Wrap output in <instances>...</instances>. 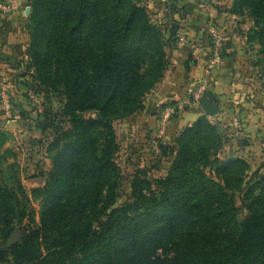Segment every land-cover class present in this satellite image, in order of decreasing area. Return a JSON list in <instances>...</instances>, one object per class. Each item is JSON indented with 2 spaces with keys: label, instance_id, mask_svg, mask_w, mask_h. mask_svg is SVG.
Masks as SVG:
<instances>
[{
  "label": "rangeland",
  "instance_id": "1",
  "mask_svg": "<svg viewBox=\"0 0 264 264\" xmlns=\"http://www.w3.org/2000/svg\"><path fill=\"white\" fill-rule=\"evenodd\" d=\"M175 1L133 0L153 28L166 68L169 55L183 48L177 46L183 34L173 18ZM194 1L203 5L212 31H223L230 44L221 63L239 76L243 105L218 103L220 119L203 116L195 129L163 130L170 121L150 120L149 97L164 76L136 104L118 103L129 85L125 60L137 65L142 57L129 46L122 53L118 33L112 34L128 17L124 5L0 0V17L20 10L26 36L0 80V264H109L111 255L127 264L137 244L113 250L125 245L123 226L133 223L128 227L136 234L150 235L165 220L164 210H173L179 235L189 238L193 218L181 220L199 217L196 208L206 207L204 217L224 212L223 225L238 235L246 217L263 208L264 0ZM154 44L147 53L155 52ZM116 75L122 87L114 93ZM26 90L31 111H14L16 96ZM176 195V208L169 201L159 209L166 196ZM211 197L226 203L209 210ZM189 206L196 208L187 211ZM142 214L151 218L138 220ZM198 240L183 246L194 248ZM157 256H165V248Z\"/></svg>",
  "mask_w": 264,
  "mask_h": 264
},
{
  "label": "trees",
  "instance_id": "2",
  "mask_svg": "<svg viewBox=\"0 0 264 264\" xmlns=\"http://www.w3.org/2000/svg\"><path fill=\"white\" fill-rule=\"evenodd\" d=\"M117 6L124 5L128 9V17L123 20V24L120 29L112 32V34H117L115 40L119 39L118 45L120 46L122 53H129V47L132 49L136 48L135 56L138 53H142L140 61L137 62V65H133V58L130 60L128 57L125 60L129 73V80H127L125 87V93L119 95L118 103L122 104V101L129 102L130 104H136L140 97L141 93H145L148 90L150 91L157 82H159L164 76L165 72V62L161 59V50L158 55V48L160 49L159 42L158 46L155 45L156 41L154 38L153 28L149 24L147 16L144 19V10L140 7V4L126 1V0H116ZM116 7V6H115ZM136 33V34H135ZM154 44L156 49L155 52L147 53L148 45ZM134 57L133 52L131 53ZM108 65L104 68V73L108 69ZM121 77L116 75V78L111 84L110 92H118L119 87H122L120 83ZM109 88L105 86L104 89ZM108 93V92H107ZM126 114L128 112L126 111ZM204 117L199 118L194 122L190 127H185V130H189L194 126V129L200 123H204ZM215 186L217 189H221L216 184H211L205 182L203 186ZM1 197H3L1 195ZM213 200L208 198L209 210L220 209L222 204L226 203V200L220 201V199ZM172 201V207H177L179 201L178 195L176 196H166L165 200L158 204L160 210H164L167 202ZM263 208L257 209L252 215L246 217L243 222V227L241 233L237 235L233 230L228 229L223 224H225L228 217H224V212L213 213L208 217H204L202 211L204 207H191L189 206L187 211H194L195 208L199 214L195 217L190 216L189 218H183L182 224H187L193 218V234H189V238L179 235V229L182 227L176 228V216L171 215L173 210L166 211L164 216L163 223H160L157 226V229L152 231L151 238L150 235L136 234V229L133 227H128L133 225V223L121 227V233L125 236L126 242L124 248L122 246H117L114 249H126L129 245L137 244L135 252L131 255H127L128 263L127 264H136L138 260L141 259L145 261V264H264V197ZM155 202V200H154ZM59 207V206H58ZM151 214H142L137 219H150ZM9 219L4 220V227L9 228ZM207 223L206 228L204 224ZM211 224V226H210ZM11 229H8V233ZM120 231V229H119ZM191 226L187 228L186 232H192ZM178 234L177 237H173L175 234ZM73 234L72 238L77 236ZM136 234V235H135ZM144 234V233H143ZM201 236V238H200ZM129 237V238H128ZM195 239H200L197 241L194 248L185 249L183 246L184 241L193 242ZM116 240V238H115ZM113 240V244L115 243ZM153 245L154 251L146 253V246ZM169 246L167 249L166 247ZM165 248V256L159 258L157 256V249ZM188 250V251H187ZM189 250H191L189 252ZM156 251V252H155ZM188 252V253H187ZM198 253V257L196 256ZM154 254V255H153ZM195 254V255H194ZM156 255V256H155ZM194 255V256H193ZM111 261V263H110ZM109 264H118V261H113L112 255L107 258ZM140 262V263H141Z\"/></svg>",
  "mask_w": 264,
  "mask_h": 264
},
{
  "label": "crops",
  "instance_id": "3",
  "mask_svg": "<svg viewBox=\"0 0 264 264\" xmlns=\"http://www.w3.org/2000/svg\"><path fill=\"white\" fill-rule=\"evenodd\" d=\"M175 3L178 10L173 14V18L179 22L178 31L183 34L186 43L183 48L175 50L173 55H169L164 77L149 97L150 120L158 124H164V120L170 121L168 122L169 127H164L163 130L165 128L179 130L190 127L203 116L207 118L198 101L193 99L192 95L202 80L203 70L208 59L209 32L212 29L209 26L207 12L202 10L201 2L176 0ZM19 11L14 10L0 17V80L3 78L2 76L8 75L9 65L16 58L17 50L26 39ZM228 46L230 44L226 41L223 52L224 59L228 52ZM238 77V75L229 72L226 61L214 71L213 78L207 85V93L215 96L218 110L220 109L218 103L222 105L225 103L233 107L243 105L244 89L241 88ZM27 93L28 90L25 91V95L16 96L19 105L13 107L14 111H21L22 107L23 110L31 111L33 102ZM229 99L233 101H229ZM238 102L239 104H235ZM173 115L177 117L175 121H172ZM221 115L218 113L215 118L220 119ZM4 119L5 115L0 109V125Z\"/></svg>",
  "mask_w": 264,
  "mask_h": 264
},
{
  "label": "built area",
  "instance_id": "4",
  "mask_svg": "<svg viewBox=\"0 0 264 264\" xmlns=\"http://www.w3.org/2000/svg\"><path fill=\"white\" fill-rule=\"evenodd\" d=\"M226 42L225 34L223 31L214 29L210 32V45H209V56L206 61L202 80L200 82V86L197 87L193 93V96L196 101L200 97H203L207 91V85L213 78L214 71L218 69L221 61L223 59V52H224V44ZM186 43V39L183 36L178 37V47H183Z\"/></svg>",
  "mask_w": 264,
  "mask_h": 264
},
{
  "label": "water",
  "instance_id": "5",
  "mask_svg": "<svg viewBox=\"0 0 264 264\" xmlns=\"http://www.w3.org/2000/svg\"><path fill=\"white\" fill-rule=\"evenodd\" d=\"M198 104L207 116H214L218 112V106L215 103V96L211 93H206L203 97L198 99ZM17 231L15 230L11 235L13 241L17 237Z\"/></svg>",
  "mask_w": 264,
  "mask_h": 264
}]
</instances>
